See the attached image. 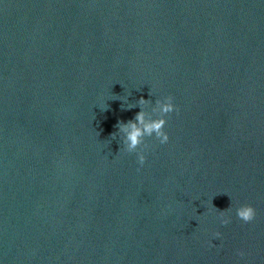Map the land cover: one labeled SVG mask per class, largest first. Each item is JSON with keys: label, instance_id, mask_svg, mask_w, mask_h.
I'll use <instances>...</instances> for the list:
<instances>
[{"label": "water", "instance_id": "water-1", "mask_svg": "<svg viewBox=\"0 0 264 264\" xmlns=\"http://www.w3.org/2000/svg\"><path fill=\"white\" fill-rule=\"evenodd\" d=\"M0 264H264V0H0Z\"/></svg>", "mask_w": 264, "mask_h": 264}, {"label": "clouds", "instance_id": "clouds-1", "mask_svg": "<svg viewBox=\"0 0 264 264\" xmlns=\"http://www.w3.org/2000/svg\"><path fill=\"white\" fill-rule=\"evenodd\" d=\"M149 103L143 97L137 100V105H144ZM156 104L158 105L159 116L145 120V115L143 109L138 111L131 120L119 121L117 123L115 134L125 133L123 138V149L127 153H135L136 161L139 167H142L146 161V151L148 145L145 143L146 137H155L160 144H166L169 141L168 132L165 130V125L167 123L165 117L173 112H178L177 106L173 103V98L169 96L163 97V100L157 99ZM129 105L128 109L135 107ZM112 133L111 135H113ZM231 209L219 210V222L221 225H227L231 221V216L229 213ZM235 214L238 219L243 223H250L256 217V210L251 204H241L235 208ZM220 233L217 231L213 233L215 238L220 237ZM239 256H243V251H238Z\"/></svg>", "mask_w": 264, "mask_h": 264}]
</instances>
